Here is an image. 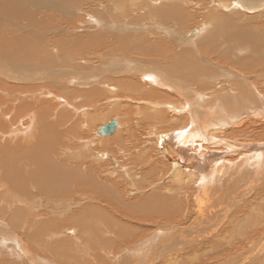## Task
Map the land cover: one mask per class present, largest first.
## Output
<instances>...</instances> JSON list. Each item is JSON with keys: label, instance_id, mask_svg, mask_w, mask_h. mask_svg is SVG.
Segmentation results:
<instances>
[{"label": "bare ground", "instance_id": "bare-ground-1", "mask_svg": "<svg viewBox=\"0 0 264 264\" xmlns=\"http://www.w3.org/2000/svg\"><path fill=\"white\" fill-rule=\"evenodd\" d=\"M91 1L0 0V264H264V0Z\"/></svg>", "mask_w": 264, "mask_h": 264}, {"label": "rangeland", "instance_id": "rangeland-1", "mask_svg": "<svg viewBox=\"0 0 264 264\" xmlns=\"http://www.w3.org/2000/svg\"><path fill=\"white\" fill-rule=\"evenodd\" d=\"M71 1H73V0H71ZM79 1H82V0H79ZM90 2L89 3H92V5H94V3H95V1H91V0H89ZM47 7H49L50 5H46ZM45 6V7H46ZM191 18V17H190ZM165 28H166V26H165ZM188 29H189V26L188 27H186L185 26V29H184V35H185V38H186V32L188 31ZM192 31V30H191ZM178 33H180V32H178ZM192 36V35H191ZM196 43V42H195ZM247 54V53H246ZM243 56H245V55H243ZM232 69L231 70H228V72L230 73V75H232V76H239V78H241V80H242V82H251L250 81V77H248L247 75H242L241 73L239 74V72L237 73V71L235 72V70H233L232 72ZM233 72H235V73H237V74H235V73H233ZM243 77V78H242ZM244 79V80H243ZM248 80V81H247ZM110 118H112V117H108V118H106L105 119V121L104 120H102V122H97L96 124H95V127L93 128V129H96L97 130V128L98 127H101V126H103L102 124H104V123H106V120H107V122H109L110 120H112V119H110ZM110 119V120H109ZM104 122V123H103ZM25 126H26V124H25ZM96 126H97V128H96ZM97 136H99V135H97ZM90 137H91V135H90ZM141 154V153H140ZM103 168H105V167H103ZM106 169V168H105Z\"/></svg>", "mask_w": 264, "mask_h": 264}, {"label": "water", "instance_id": "water-1", "mask_svg": "<svg viewBox=\"0 0 264 264\" xmlns=\"http://www.w3.org/2000/svg\"><path fill=\"white\" fill-rule=\"evenodd\" d=\"M116 128V122L115 120L109 121L105 125L101 126L98 128L97 133L107 136L111 135Z\"/></svg>", "mask_w": 264, "mask_h": 264}]
</instances>
